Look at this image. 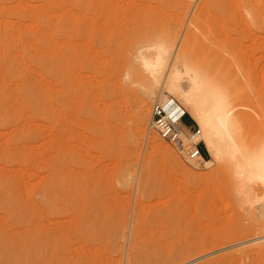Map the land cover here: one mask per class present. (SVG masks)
<instances>
[{
    "label": "rangeland",
    "instance_id": "374dc122",
    "mask_svg": "<svg viewBox=\"0 0 264 264\" xmlns=\"http://www.w3.org/2000/svg\"><path fill=\"white\" fill-rule=\"evenodd\" d=\"M157 44L264 138V0H0V264H264V210L228 164L149 129L173 99L137 60Z\"/></svg>",
    "mask_w": 264,
    "mask_h": 264
},
{
    "label": "bare ground",
    "instance_id": "6f19581e",
    "mask_svg": "<svg viewBox=\"0 0 264 264\" xmlns=\"http://www.w3.org/2000/svg\"><path fill=\"white\" fill-rule=\"evenodd\" d=\"M16 6H18V3L16 4ZM22 9H25V8L23 7ZM5 21H4V23H5ZM9 22L11 23V21H9ZM9 22L8 23L6 22V23L9 24ZM23 26H25V25H23ZM26 26H27V24H26ZM28 27H29V25H28ZM30 28H32V27H30ZM2 50L3 49H1V51ZM147 52H150V54L140 53L138 55L137 60L140 62V65L143 68V70L145 71V73L149 76L150 81L152 83L151 88L156 89V87H159V88H161L160 89L161 91L165 90L167 93L172 94L173 100L178 101V104H177L178 108L181 111H184L187 114H189V116L192 117V119L196 122L198 128H200L199 129L200 139L202 140L203 144L205 145L207 152L209 154V157H210L209 160H207V161L205 160L204 166L208 168L213 164L214 161L228 164V167L230 168V170L232 172L231 175H233L234 179H236L234 181H237V183H238L239 194L241 196V200H242L243 204H246L249 208H259L260 207L262 210H264V138L259 140L253 146H249V145L245 144L240 137V133H241L240 122H239L238 117L235 115L236 106L232 103L229 96L220 87H218L217 85L212 83L204 74H202L203 72L201 73L197 69H194V68H191L188 66H182L181 70H179L178 67L176 66V64L173 62L174 60L172 61L171 47H169L167 45H163V44H157L155 46L148 48ZM29 70H30V68H29ZM8 73H10V72H7V74ZM24 79H25V77H24ZM1 86H3V85H1ZM9 86H11V85H9ZM26 91H28V90H26ZM29 92H30V90H29ZM148 93H149V91H148ZM149 94H151V92ZM147 110L144 107H140L139 113L137 114L139 116L138 118H140L141 120H145V118L148 116ZM177 112H178V109L176 108V110L174 111L173 114H176ZM138 118H137V120H138ZM141 120H140V122H141ZM146 122H147V120H146ZM0 123H1V121H0ZM141 125H142V123H141ZM7 134H9V133H7ZM28 146H30V145H28ZM1 149H2V147H1ZM163 149H164V147H163ZM162 152H166V154L168 155L170 160L173 163L178 164L176 159L174 158V156L171 154L172 153L171 151H170V153L167 150L162 151ZM27 162H28V159H27ZM13 163H15V162H13ZM54 167H55V165H54ZM11 172H13V171L11 170ZM32 174H34V173H30L29 175H32ZM25 175H26V172H25ZM124 175H122V176H124ZM61 176H64V174H61ZM35 178L36 177L34 175L33 179H35ZM196 178H198L200 180L202 177H200V175H199L198 177L196 176ZM69 179H70V177H69ZM38 180H39V178H38ZM56 180H58V179H56ZM21 181H23V179ZM0 183H1V181H0ZM45 184H46V182H45ZM10 186H11V184H10ZM0 187H2V186H0ZM6 187L8 188L9 186L7 185ZM18 187H19V185H18ZM33 187H34V185H33ZM8 191L9 190H7V193L10 194L11 192L9 193ZM21 191H23V190H20V192ZM14 192H16V191H14ZM4 195H6V194H4ZM44 196H46V195L44 194ZM4 198H6V197H4ZM26 200H28V199H26ZM40 200L41 199L39 198V201ZM22 202H24V201H22ZM2 207H3V205H2ZM262 212H264V211H262ZM213 254H215V253H213ZM210 257H211V255H210Z\"/></svg>",
    "mask_w": 264,
    "mask_h": 264
},
{
    "label": "built area",
    "instance_id": "2783aa9c",
    "mask_svg": "<svg viewBox=\"0 0 264 264\" xmlns=\"http://www.w3.org/2000/svg\"><path fill=\"white\" fill-rule=\"evenodd\" d=\"M176 108L178 112L173 114ZM184 114L173 99L163 105L156 103L151 108L149 129L170 145L185 163L200 168L206 160L202 152L204 144L198 126L184 124Z\"/></svg>",
    "mask_w": 264,
    "mask_h": 264
},
{
    "label": "crops",
    "instance_id": "0c3cea01",
    "mask_svg": "<svg viewBox=\"0 0 264 264\" xmlns=\"http://www.w3.org/2000/svg\"><path fill=\"white\" fill-rule=\"evenodd\" d=\"M183 121H184V124L186 126H190V127L193 126L194 124H196V123H194L195 121L190 116H185ZM204 148H205V151L207 152V149H206L205 145H204ZM207 154H208V152H207ZM208 156H209V154H208Z\"/></svg>",
    "mask_w": 264,
    "mask_h": 264
}]
</instances>
